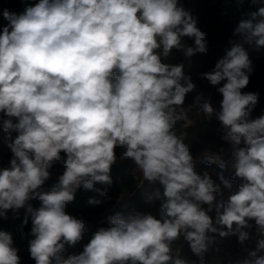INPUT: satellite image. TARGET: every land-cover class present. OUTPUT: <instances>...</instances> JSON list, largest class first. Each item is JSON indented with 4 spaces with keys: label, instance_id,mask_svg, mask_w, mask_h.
<instances>
[{
    "label": "clouds",
    "instance_id": "1",
    "mask_svg": "<svg viewBox=\"0 0 264 264\" xmlns=\"http://www.w3.org/2000/svg\"><path fill=\"white\" fill-rule=\"evenodd\" d=\"M251 2L260 6L235 28L239 39L200 73L222 96L220 110L202 93L193 101L204 117L219 121L234 176L242 181L226 202L217 201L221 184L229 190L233 184L223 175L221 155L205 150L202 156L221 170L218 184L208 172L195 171L185 142L193 121L184 104L196 85L183 62H165L174 50L189 63L208 52L207 33L181 0H39L20 14L3 11L0 131L12 155L0 168V218L27 206L35 264H197L179 250L173 255L172 244L181 237L204 264L217 236L235 235L244 244L249 221L260 238L238 264H264L258 255L264 252V114L251 117L260 94L243 91L254 72L245 45L264 48V0ZM117 148L123 149L120 159L142 173L138 187L144 181L160 186L144 200L159 202L157 214L116 212L81 253L65 256L66 246H75L86 230L66 206L81 186L107 197V189L96 185L112 184ZM56 164L63 173L42 191ZM88 203L103 201L92 197ZM13 244L12 234L0 230V264H21Z\"/></svg>",
    "mask_w": 264,
    "mask_h": 264
},
{
    "label": "trees",
    "instance_id": "2",
    "mask_svg": "<svg viewBox=\"0 0 264 264\" xmlns=\"http://www.w3.org/2000/svg\"><path fill=\"white\" fill-rule=\"evenodd\" d=\"M39 0H0V32L8 23L3 18V11L7 9L10 12L20 14L24 11L27 3L35 4ZM186 10H189L193 16L198 19V27L207 33L208 52L206 54H197L191 58V63L183 57L179 52L173 51L172 56L168 58L169 63L183 62L185 64V73L191 77V80L196 85V91L189 93L186 96L184 107L191 106L195 110L200 111L193 103L194 97L202 93L205 98L211 99L212 106L217 111L220 110V101L222 96L216 91V87L211 86L207 80L200 79V73L210 71L216 62L223 58L226 50L231 47L230 40H238L239 37L234 35V30L242 19H249L247 13L256 11L259 4H253L251 0H181ZM185 42L191 45L193 41L185 38ZM246 51L253 62L254 72L250 77L248 86L243 91L259 92V102L251 113L252 118H256L264 114V48L257 49L255 45H245ZM201 112V111H200ZM182 123V122H179ZM179 123L177 126H179ZM187 138L185 140L191 148V154L194 156L204 152L205 150H213L221 152L227 143L221 139L222 130L220 123L215 119V115L208 119L201 112L200 119L196 121L190 128L187 129ZM15 136V133H13ZM123 149L117 148L116 155L118 161L112 166L111 176L112 184L99 185L97 188H106L107 197H101L97 192L86 190L82 186L77 189L75 199L66 206L65 211L86 222V230L82 239L73 247H67L65 256L68 254H79L83 251L84 246L90 241L92 235L100 227H109L107 217L116 212L128 214L130 212H148L151 211L154 215L157 214L159 202L156 205L145 204V195L152 192L155 188L160 187L158 184L151 185L144 181L142 187H138L142 180V175L135 176L132 174V169L136 166L131 160H121L120 155ZM9 155L5 152H0V165L4 164ZM62 165L56 164L51 171ZM198 174L208 172L214 182H218L217 170L211 169L205 171L203 169H195ZM58 179L50 177L49 180L42 185V191H48L57 183ZM162 191V189H161ZM95 197L103 201L100 205H91L88 203L89 198ZM31 206L36 209L40 207L39 200L28 201ZM206 205H202L204 207ZM27 207V206H26ZM25 208H21L16 212L9 210L8 218H0V230L7 231L12 234L13 246L18 250V255L21 258V264H35L30 258L29 241L34 237L30 236L32 227L31 215L27 214ZM28 215V223L23 224V220ZM256 229L252 233L253 237ZM252 242V238L250 239ZM173 255L179 250L182 258L197 261L188 247L187 243L181 237L173 242ZM255 250V248H253ZM264 255V252L258 253ZM242 260H236L230 264H238Z\"/></svg>",
    "mask_w": 264,
    "mask_h": 264
},
{
    "label": "built area",
    "instance_id": "3",
    "mask_svg": "<svg viewBox=\"0 0 264 264\" xmlns=\"http://www.w3.org/2000/svg\"><path fill=\"white\" fill-rule=\"evenodd\" d=\"M3 135V132L0 131V152H5L9 155L8 159L3 164V167H7L12 154L3 141ZM210 151L214 153H219L213 150ZM203 153L204 152L194 156L195 169H203L205 171L214 169L220 172L221 170L218 168L217 165H208L202 162ZM219 154L227 165L226 169L223 170V175L226 179H229L233 184V188L231 190L225 188L221 184V194L217 195V201L223 200L226 202L229 195H231L232 192L238 190V186L242 183V181L234 176L230 146L227 144V146ZM63 171V166L57 167L51 171V177L58 179V177L63 173ZM217 183L219 184L220 181H218ZM203 208L207 209L208 206L206 205ZM209 215L212 216L213 219L215 218V207H213V210L209 212ZM249 223L252 226L248 229H245V231L249 232L250 238L245 241L244 244H240L238 242V237L235 235L228 236L225 238H220L217 236L216 243L213 245L212 249H210V251L205 254L204 264H230L236 260H244L246 258H250L248 257V253L250 251H253V248H256L257 242L255 239V235L251 237L252 233L256 229L255 221H249ZM251 238L252 242L250 241Z\"/></svg>",
    "mask_w": 264,
    "mask_h": 264
},
{
    "label": "rangeland",
    "instance_id": "4",
    "mask_svg": "<svg viewBox=\"0 0 264 264\" xmlns=\"http://www.w3.org/2000/svg\"><path fill=\"white\" fill-rule=\"evenodd\" d=\"M185 109H190L188 110V117L193 121V124L198 121L200 119V116H201V112L198 111V110H195L193 107L191 106H186ZM0 168H3V164L0 165ZM132 174H134L135 176H140L142 175V173L140 172V170L137 168V166H135L133 169H132ZM260 237H258L257 235V231L255 233V239H256V242L257 240L259 239Z\"/></svg>",
    "mask_w": 264,
    "mask_h": 264
}]
</instances>
